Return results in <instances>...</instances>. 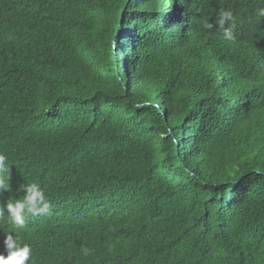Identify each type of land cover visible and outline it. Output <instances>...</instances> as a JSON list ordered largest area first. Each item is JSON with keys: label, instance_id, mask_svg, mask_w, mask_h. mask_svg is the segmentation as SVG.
<instances>
[{"label": "trees", "instance_id": "1", "mask_svg": "<svg viewBox=\"0 0 264 264\" xmlns=\"http://www.w3.org/2000/svg\"><path fill=\"white\" fill-rule=\"evenodd\" d=\"M260 8L0 0V253L11 232L27 264H264ZM33 182L51 208L17 232Z\"/></svg>", "mask_w": 264, "mask_h": 264}, {"label": "clouds", "instance_id": "2", "mask_svg": "<svg viewBox=\"0 0 264 264\" xmlns=\"http://www.w3.org/2000/svg\"><path fill=\"white\" fill-rule=\"evenodd\" d=\"M258 16L264 17V8L258 10ZM233 19L231 11H221L216 23L224 28L225 23L230 24ZM205 29L213 28V23L206 22L203 24ZM223 37L225 40L235 42L236 35L231 28H224ZM7 156L0 152V194L10 189L8 182L9 164ZM23 198H10L6 203L7 215L6 219L9 223L16 226L17 232L23 228L26 217L47 214L51 208L50 203L46 199L44 190L39 184L33 182L22 184ZM4 207L0 206V217H4ZM4 247L7 255L0 253V264H27L32 256V248L28 243H23L19 235L13 236V233H6L4 238ZM82 253L87 256L92 250L88 247H82Z\"/></svg>", "mask_w": 264, "mask_h": 264}]
</instances>
